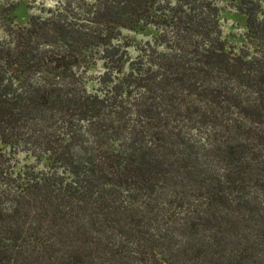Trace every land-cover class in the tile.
Returning a JSON list of instances; mask_svg holds the SVG:
<instances>
[{
  "label": "trees",
  "instance_id": "obj_1",
  "mask_svg": "<svg viewBox=\"0 0 264 264\" xmlns=\"http://www.w3.org/2000/svg\"><path fill=\"white\" fill-rule=\"evenodd\" d=\"M5 9L0 264H264L261 0H238V53L216 0Z\"/></svg>",
  "mask_w": 264,
  "mask_h": 264
},
{
  "label": "rangeland",
  "instance_id": "obj_2",
  "mask_svg": "<svg viewBox=\"0 0 264 264\" xmlns=\"http://www.w3.org/2000/svg\"><path fill=\"white\" fill-rule=\"evenodd\" d=\"M219 14V24L222 31V37L227 41L228 45L233 48L235 53L246 45L245 35L247 32L246 16L238 11V0H216ZM56 5V0H0V8L6 11L5 8H12L17 24L26 23L33 15H38L42 8L48 9ZM261 6L264 10V0H261ZM8 11V10H7ZM6 11V13H8ZM155 30L148 28L145 31L124 30L123 38L129 43L135 45L142 44L145 40L153 35ZM129 58H135L137 52L134 48L129 50ZM103 72L102 63L91 68L86 74L87 88L91 91L98 87L97 78ZM19 167L23 165L35 166V160L26 157L25 154L18 155ZM38 169L43 168V164L37 165Z\"/></svg>",
  "mask_w": 264,
  "mask_h": 264
}]
</instances>
